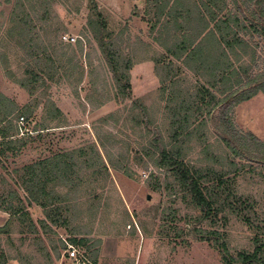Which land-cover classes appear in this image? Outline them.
I'll list each match as a JSON object with an SVG mask.
<instances>
[{
	"label": "rangeland",
	"instance_id": "1",
	"mask_svg": "<svg viewBox=\"0 0 264 264\" xmlns=\"http://www.w3.org/2000/svg\"><path fill=\"white\" fill-rule=\"evenodd\" d=\"M234 1L241 12L246 9L242 3L256 9L257 0H227L226 7H218L219 15L235 11ZM91 2L107 21L118 52L134 64L129 72L130 99L120 95L116 99L112 74L87 28ZM153 15L146 0H0V104L2 109H15L11 119L20 128L8 141L25 144L19 151H7L2 145L7 139L0 137V226L10 222L7 233L0 235L5 264H57L60 243L72 239L88 241L90 250L97 251L98 264H223L214 245L194 233L204 225H196L198 213L173 179L140 156L156 126L167 136L166 101L159 98L158 76L167 73L161 68L158 74L153 63L163 52L154 40L160 29L152 30ZM241 36L264 61V39L252 30ZM45 63L47 70L54 66L52 81L41 73L32 92L16 83V78L26 77L27 68L37 73ZM179 70L173 67L169 77L181 82L177 89L187 90L196 79L184 68ZM143 107L150 120L148 136ZM54 108L58 115L49 113ZM1 115L0 111V120ZM23 115L27 121L19 122ZM234 124L264 141V94L239 104ZM207 130L208 142H215L210 124ZM190 146V157L199 158L195 139ZM221 150L214 148L218 154ZM60 153H73L77 176L71 185L60 181L46 186L62 200L45 212L28 204L21 187L23 167ZM237 187L255 199L256 210L264 217V183L242 176ZM6 200L22 207L27 214L24 222L10 218ZM50 209L58 210L57 225L47 218ZM219 230L231 256L253 251L254 233L236 217H228L226 227Z\"/></svg>",
	"mask_w": 264,
	"mask_h": 264
},
{
	"label": "trees",
	"instance_id": "2",
	"mask_svg": "<svg viewBox=\"0 0 264 264\" xmlns=\"http://www.w3.org/2000/svg\"><path fill=\"white\" fill-rule=\"evenodd\" d=\"M146 1L148 8L157 17L156 24H160L159 18L167 13L166 17L170 18L167 24L173 31L181 32L187 20V46L185 40L174 41L166 51L180 59L178 53H182V57L187 50V59L191 64L195 63L189 68L196 81L185 91L177 89L182 88L181 84H177L178 81L172 79L168 84L167 79L161 80L160 94H169L164 106L165 119L168 121L167 136L164 137L160 132L161 128L156 126L148 146L143 145L140 148L142 155L138 153V156H143L155 169L166 172L173 179L178 191L187 198V204L197 211L196 225H204V228L194 233L201 241L214 245L223 264H264V217L258 214L255 199L239 193L237 187L238 179L242 176H248L250 180L257 177L264 183V141L250 132L238 130L234 124L235 108L258 94H264V61L251 50L249 43L241 36V33L246 35L252 30L264 39V0H257L256 9L253 11L246 3H242L246 8L242 12L234 1L235 11L223 15H219L221 10L218 7H226L227 0H204L199 4L188 2L190 0ZM169 5L171 6L167 11ZM89 7L91 14L87 17V28L93 34L112 74L117 91L116 99L119 95L122 100L130 99L129 72L134 64L116 49V42L113 41L107 21L96 9V5L91 2ZM246 22L249 24L246 25ZM167 24H162V28L166 29ZM189 31L194 32L189 34ZM246 57L249 60L247 64L243 61ZM48 63L53 64V60L49 59ZM261 64L263 67H260ZM48 67L47 63L43 68H38L37 64V73L27 68L26 77L16 78V83L32 92L31 88L41 82V73L53 80L54 66L51 65L47 70ZM163 69L170 72V66ZM198 79H202L203 83ZM133 104L135 107L139 105L137 101ZM0 111V137L2 140L7 139L2 145L7 151H19L25 145L23 141H8V138L13 137L10 133H17L20 129L11 119L16 111L8 107L2 109L1 104ZM50 112L54 115L60 113L55 108L50 109ZM142 114L148 136L150 120L144 107ZM24 117L25 115L20 116L27 121L28 118ZM3 122L6 127H1ZM208 124L213 129V143L208 142ZM194 139L200 149L199 158L190 157L193 151L190 145ZM216 147L222 149L221 154L215 153ZM2 152L0 150V153ZM76 167L73 153H60L50 159L23 167L21 187L26 193L28 204H35L46 212L54 202L62 200L61 195L54 194L52 190L47 191L46 186L60 181L71 185L73 177L77 176ZM8 199H14V196L9 195ZM7 202L6 200L8 205L5 210L10 218L24 222L27 214L22 211V207H14L11 202ZM50 210L46 213L47 218L53 225H57L60 220L57 218L58 210ZM230 216L236 217L254 233V249L251 253L242 251L234 256L229 254L225 235L220 233L219 229L226 227ZM9 223L0 226V235L7 233ZM29 226L34 230L32 224ZM68 242L81 246L88 252L91 260L97 262V251L90 250L88 241L72 239ZM60 245L64 248L63 243ZM5 262L0 251V264Z\"/></svg>",
	"mask_w": 264,
	"mask_h": 264
},
{
	"label": "crops",
	"instance_id": "3",
	"mask_svg": "<svg viewBox=\"0 0 264 264\" xmlns=\"http://www.w3.org/2000/svg\"><path fill=\"white\" fill-rule=\"evenodd\" d=\"M200 1H204V0H198V1L190 0L188 2L199 4ZM184 5L187 6V4H184ZM170 6L171 5L168 6L167 11L170 9ZM173 10L174 9H172V11ZM153 14H154V12H153ZM167 15L168 14L165 13L164 16H161L159 18L160 24L159 23L156 24L157 17L155 15H153L154 25L152 26V28L155 27V25H156L158 27V28H156L157 32H158V29H160V31L158 33L159 39L156 38L154 40H155V42H159V45H161V49L163 50V52L160 55L158 60H155V62H153V60H150V62L155 63L154 66H155V69L158 71V74H159V71L161 70V68L170 66V72L168 73L167 70L165 72V73H167V75H162L161 73H160L161 75H158L159 80L167 79V83L169 84V81H171V77H169V76L171 75V72H173V67H174V69H180L179 70L180 72H182L183 71L182 68H184V70L186 72L192 73L191 68H189V67H193L195 65V63L193 62L191 64L189 59H187V50L186 51L183 50L185 52L182 55V57H181L182 53H178L180 59L175 58L174 56H172V54H170L168 51H166V49L171 47L170 45H172V43H174V41L181 42L182 40H185V45L187 46V20L185 21L184 28L182 29V31L181 32L180 31L175 32V31H173V29L170 28L169 24H167V21L170 20V18L166 17ZM162 24H167V28L163 29L161 26ZM152 30H154V29H152ZM193 32L194 31H189V34H193ZM171 37H176V39H173ZM160 38H162V39H160ZM192 75H193V73H192ZM198 80H200V82L203 83L202 79H198ZM177 84L180 85L181 82L177 83ZM192 85H193V83H192ZM168 95H169L168 92H165L164 94L159 93V98L161 99L162 102H164V101H166V99H168Z\"/></svg>",
	"mask_w": 264,
	"mask_h": 264
},
{
	"label": "built area",
	"instance_id": "4",
	"mask_svg": "<svg viewBox=\"0 0 264 264\" xmlns=\"http://www.w3.org/2000/svg\"><path fill=\"white\" fill-rule=\"evenodd\" d=\"M19 122H23V119L20 118ZM63 244L64 248L60 251L57 264H98L91 260L88 253L81 246L68 241H64Z\"/></svg>",
	"mask_w": 264,
	"mask_h": 264
}]
</instances>
